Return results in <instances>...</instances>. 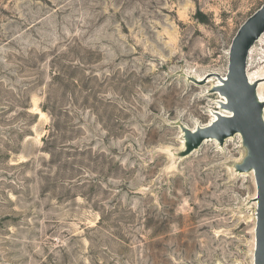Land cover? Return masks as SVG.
Listing matches in <instances>:
<instances>
[{"label":"rangeland","instance_id":"374dc122","mask_svg":"<svg viewBox=\"0 0 264 264\" xmlns=\"http://www.w3.org/2000/svg\"><path fill=\"white\" fill-rule=\"evenodd\" d=\"M263 3L0 0V264H252L241 139L178 153Z\"/></svg>","mask_w":264,"mask_h":264},{"label":"water","instance_id":"95a60500","mask_svg":"<svg viewBox=\"0 0 264 264\" xmlns=\"http://www.w3.org/2000/svg\"><path fill=\"white\" fill-rule=\"evenodd\" d=\"M263 34L264 3L233 37L225 77L217 73L208 75L221 83L213 86L210 93H218L223 98L218 103L226 113L213 112L215 119L211 123L194 130L180 125L184 147L178 153V157L184 158L206 140H215L222 146L227 139L240 136L245 155L234 165V170L239 174L252 173L256 189L252 199L255 203L252 264H264V102L257 95L258 82L248 80L246 68L249 52Z\"/></svg>","mask_w":264,"mask_h":264},{"label":"bare ground","instance_id":"6f19581e","mask_svg":"<svg viewBox=\"0 0 264 264\" xmlns=\"http://www.w3.org/2000/svg\"><path fill=\"white\" fill-rule=\"evenodd\" d=\"M264 35V34H263ZM262 35V36H263ZM261 36V37H262ZM260 37V38H261ZM259 38V39H260ZM252 49V48H251ZM250 53V52H249ZM247 73V72H246ZM247 77H248V80L251 82V83H253V82H258V81H260V80H262V78H256V77H252V76H250V74H248L247 73ZM224 78V77H223ZM201 78H197V80H200ZM208 83H211V85L212 86H216V85H221V83L220 82H218L216 79H209L208 80ZM261 85H258L257 86V95H258V98L260 99V101L261 102H264V99H262V96L260 95V89H261ZM220 97V96H219ZM219 101H223V98L222 97H220V100ZM218 106V105H217ZM216 109H218V110H214L215 112H218V113H220V114H222V115H224L226 112L224 111V110H222L221 109V107L220 106H218ZM211 119H210V121L208 122V124L209 123H211L214 119H215V115L213 114V113H211ZM207 124V125H208ZM236 137H238V138H240V136L239 135H236ZM229 140V139H228ZM227 140V141H228ZM206 141H209V140H206ZM205 141V142H206ZM215 141V140H214ZM182 142V141H181ZM204 144V143H203ZM181 145V144H180ZM180 147V146H179ZM184 147V142H182V145H181V147H180V149H182ZM250 175H252L253 176V174L252 173H249ZM255 195V194H254ZM254 205H255V203H254ZM253 249H254V239H253Z\"/></svg>","mask_w":264,"mask_h":264}]
</instances>
